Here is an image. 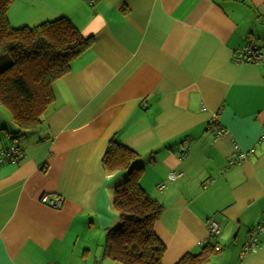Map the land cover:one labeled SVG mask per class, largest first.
Wrapping results in <instances>:
<instances>
[{
    "label": "crops",
    "instance_id": "obj_1",
    "mask_svg": "<svg viewBox=\"0 0 264 264\" xmlns=\"http://www.w3.org/2000/svg\"><path fill=\"white\" fill-rule=\"evenodd\" d=\"M6 15L13 27L66 17L91 42L53 82L43 122L13 140L22 157L0 164V264H116L103 243L127 171L105 170L111 141L137 152L163 207L162 264L198 252L210 220L209 264H264V231L241 254L264 225V61L233 60L250 41L264 55V0H11Z\"/></svg>",
    "mask_w": 264,
    "mask_h": 264
},
{
    "label": "trees",
    "instance_id": "obj_2",
    "mask_svg": "<svg viewBox=\"0 0 264 264\" xmlns=\"http://www.w3.org/2000/svg\"><path fill=\"white\" fill-rule=\"evenodd\" d=\"M10 2L0 0V54L10 57L0 70V105L8 110L16 130L0 147L15 144L13 140L43 122L54 100L53 82L69 71L71 61L91 42L66 17L13 27L6 15ZM136 157V151L114 141L103 155L105 170L127 171L114 188L111 205L119 224L106 230L103 255L118 264H162L166 247L155 233V223L163 207L141 187L143 168L134 164ZM218 233L208 236L198 252H186L174 264H209L217 251Z\"/></svg>",
    "mask_w": 264,
    "mask_h": 264
},
{
    "label": "built area",
    "instance_id": "obj_3",
    "mask_svg": "<svg viewBox=\"0 0 264 264\" xmlns=\"http://www.w3.org/2000/svg\"><path fill=\"white\" fill-rule=\"evenodd\" d=\"M233 60L236 63L241 62H254L260 64L264 61V55L258 51L257 46L254 45L251 41L246 46L237 49L234 52ZM262 82L264 85V76L262 77ZM217 120L216 117L213 118ZM225 131L218 127L216 129L215 136H221ZM23 155V149L15 144H9L6 147H0V164L3 163H17ZM246 156L243 152H238L236 159L232 161H240ZM181 173L169 172L168 179L174 180L176 177L180 176ZM61 197L53 195L51 198L47 194L40 196L39 201L45 205H48L52 208H58L61 205ZM208 236L216 234L219 231V227L216 221L210 220L207 222ZM264 231L263 222H258L254 227H252L247 234V240L241 248V254L247 253L251 248L259 244V236Z\"/></svg>",
    "mask_w": 264,
    "mask_h": 264
},
{
    "label": "rangeland",
    "instance_id": "obj_4",
    "mask_svg": "<svg viewBox=\"0 0 264 264\" xmlns=\"http://www.w3.org/2000/svg\"><path fill=\"white\" fill-rule=\"evenodd\" d=\"M9 63H10L9 55L7 53L0 54V70L4 68L5 66H7ZM7 122H10V123H7ZM11 126L14 128V130H16V126L12 122L11 116L8 110L4 106L0 105V141L8 139V135H6V132L4 131V127L7 128L8 132H13L12 131L13 129H11ZM20 138L21 137H19L17 140H19ZM17 140H15V143Z\"/></svg>",
    "mask_w": 264,
    "mask_h": 264
}]
</instances>
